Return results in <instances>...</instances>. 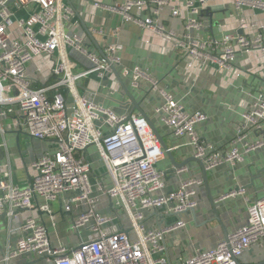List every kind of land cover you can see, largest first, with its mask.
<instances>
[{
  "label": "built area",
  "instance_id": "1",
  "mask_svg": "<svg viewBox=\"0 0 264 264\" xmlns=\"http://www.w3.org/2000/svg\"><path fill=\"white\" fill-rule=\"evenodd\" d=\"M228 6L238 15L237 30L241 34L223 33L216 38L205 33L204 13ZM92 7L138 27L147 36L145 47L154 49L148 36L156 38L161 47L155 44V52H176L198 63L200 71L215 65L219 71L230 72L238 54H264V0H123L108 7L95 2ZM165 9L170 18L181 21V36L160 21ZM21 11L27 12L26 18L17 16ZM255 12L260 22L255 20ZM73 15L65 0H0V133H4L1 122L11 118L10 126L23 130L28 138L56 144V150L32 163L35 176L26 188L15 186L9 168H1L0 215L12 219L17 212L32 210L33 200L38 199L41 203L36 210L46 214L55 228L50 204L62 201L66 213L77 211L71 229H86L89 236L74 249L53 245L46 225L31 215L21 224L9 226L8 233L16 235V241L13 246L7 245L0 263L38 255L50 264H238L252 247H264V195L248 201L244 187L235 183L218 202L237 198L247 202L245 225L208 250L176 261L168 258L165 239L185 227L178 218L180 214L197 209L196 187L202 182L189 179L178 189L159 195L168 173L157 165L166 152L150 121L141 115H119L102 107L89 88L83 94L78 92L77 83L92 75L99 80L107 76L114 80L113 71L121 64L123 47L118 43V30L113 29L109 32L113 41L100 56L90 53L79 37L65 32ZM97 33L104 36L102 27ZM67 48L84 56L90 69L75 73L77 65L68 59ZM38 59L49 66L53 81L34 89L27 67ZM128 75L134 89H139L141 82L148 85L150 95L159 101L153 107L157 121L173 138L187 140L191 156L203 163L205 172L220 167L233 170L242 163L243 155L264 147V140L249 142L251 135L264 133V90L245 107L235 126L232 146L222 154L196 132V126L204 123L207 115L188 112L185 104L152 76L149 67L135 65L124 72ZM91 146L104 168L107 185L91 183L90 165L84 158ZM1 148L6 145L0 143ZM95 190L100 196L93 194ZM104 198L125 213L129 231L116 229L112 217L100 212ZM162 208L178 219L172 224L156 222L145 228L144 213Z\"/></svg>",
  "mask_w": 264,
  "mask_h": 264
},
{
  "label": "crops",
  "instance_id": "2",
  "mask_svg": "<svg viewBox=\"0 0 264 264\" xmlns=\"http://www.w3.org/2000/svg\"><path fill=\"white\" fill-rule=\"evenodd\" d=\"M115 1L123 0H65L74 12L72 19L65 27L67 35H76L82 40L87 51L100 56L102 49L113 41L109 32L117 29L118 43L123 47L119 55L121 64L116 68L117 76L114 75V80L108 76L99 80L92 75L77 83L78 92L83 94L89 88L95 93V102L102 107L110 108L119 115L134 113L142 116L143 114L129 103L125 89L131 92L140 109L157 129L175 163H182L192 157L187 140L173 138L157 121L153 114V107L158 105L159 101L150 95L148 85L141 82V91H139L132 87L130 76H124V72L129 71L135 65L149 67L152 76L163 85L167 92L176 95L177 99L185 104L188 112L200 111L207 115L208 119L196 126V132L213 144L218 152L227 153L235 136V126L240 121L245 107L254 96L264 90V54L257 52L238 54L231 63L230 72L219 71L215 65H208L203 71H200L198 63L188 61L176 52L171 51L164 55L155 52V44L161 47L156 38L148 36V41H151L154 49L145 47L143 42L147 36L142 35V31L138 27L122 23L118 16L107 11L95 10L92 7L95 2L108 7ZM210 13H212L211 17L208 13H204L203 16L205 33L220 38L223 33L240 32L237 30L238 15L231 6L212 8ZM254 15L255 20L260 22L259 13L255 12ZM17 16L26 18L27 12H18ZM160 21L175 31L178 36L183 34L181 21L170 18L168 9L161 13ZM101 27L104 36L97 33ZM66 53L68 59L77 65L75 73L90 69L91 65L84 56L71 48H67ZM27 77L34 89L49 85L53 81L50 78V68L43 59H38L36 63L28 65ZM49 94L51 95L52 92ZM7 120L1 122L4 133H0V143H4L6 148L0 149V174L2 167H8L12 183L19 188H26L32 183L35 176V172L31 168L32 163L44 153L56 150V144L51 141L30 139L23 130L20 131L18 128L10 126L11 118ZM98 125L101 126V123ZM263 140L264 133L249 137L250 143ZM89 148L84 152L87 162L86 152ZM88 163L91 183L100 181L107 185L108 182L101 163L98 161L102 176L97 179L93 175V163ZM157 167L168 173L165 178V188L159 195H166L178 189L183 182L189 179L196 178L202 182L200 186L196 187L197 209L194 212L180 214L178 218L185 223V227L165 239L167 256L171 261L190 257L198 251L208 250L219 241L224 240V231L229 235L245 225L247 202L240 198L218 202L220 195L228 193L230 189L234 188L235 183L244 187L248 201H253L264 195V147L243 155L242 163L233 170L220 167L212 172H206L208 189H206L202 172L196 163L189 162L183 168L173 170L174 167L166 156ZM179 170L183 171L178 173ZM93 194L100 196L96 190ZM211 201L216 206L218 218L224 228L214 216ZM33 203L34 208L30 211L17 212L12 219L8 217H5L4 220L0 219V259L7 245L13 246L16 241V235L8 233L9 226L21 224L31 215L46 225L49 235L53 236L56 244H61L68 249L78 247L80 242H84L88 238L89 234L86 229L75 232L70 228L72 232V242L70 243L73 244L71 247L64 244L59 227L65 223L71 225L77 211L66 213L64 211L65 204L62 201L50 204L56 222V227L53 228L48 216L36 210L41 201L34 199ZM166 208L151 214L145 212L143 226L146 228L156 222L162 225L175 222L178 218L175 215L166 214ZM100 212L112 217L116 229L123 231L131 229L125 213L121 210L117 211L106 198L102 199ZM44 261L46 264H50L42 256L27 255L17 258L9 264H42ZM238 262L240 264L264 263V247H252L241 256Z\"/></svg>",
  "mask_w": 264,
  "mask_h": 264
},
{
  "label": "water",
  "instance_id": "3",
  "mask_svg": "<svg viewBox=\"0 0 264 264\" xmlns=\"http://www.w3.org/2000/svg\"><path fill=\"white\" fill-rule=\"evenodd\" d=\"M205 13H208L210 14V17L212 16V13H210L208 10L205 12ZM239 34H241V32H239ZM113 73L117 76V71L114 69ZM123 88H124V85H123ZM125 89V88H124ZM139 91H141V88L138 89ZM125 93L129 99V103L134 106L136 108L137 111H139L140 113H142L143 117H145V119L148 120L147 116L143 113V111L140 109L137 101L133 98V95L131 92L127 91L125 89ZM149 122V120H148ZM150 126L153 130V133L157 136V138L159 139L160 143H161V146L163 148V150L166 152V156L168 158V160L170 161L171 165L175 168V169H180V168H183L186 164H188L189 162H193V163H196L198 165V167L200 168L201 172H202V177H203V180H204V183H205V186H206V189H208V184H207V176H206V172H205V168H204V165L203 163L198 160V159H195L193 157H190L189 159H187L186 161H183L182 163H175V161L173 160V156L171 154V152L168 150L167 146L165 145V143H163L161 137L159 136L156 128L154 127V125L152 123H150ZM19 135V134H17ZM18 139V138H17ZM211 206H212V210H213V213H214V216L216 217V220L221 224V221L220 219L218 218V213H217V210H216V206L214 205V203L211 201ZM5 218V214H1L0 215V219L1 220H4ZM221 226L223 227V225L221 224ZM224 228V227H223ZM228 237V234L224 231V240H226ZM238 264H240L238 262ZM258 264V263H257ZM259 264H264V263H259Z\"/></svg>",
  "mask_w": 264,
  "mask_h": 264
},
{
  "label": "rangeland",
  "instance_id": "4",
  "mask_svg": "<svg viewBox=\"0 0 264 264\" xmlns=\"http://www.w3.org/2000/svg\"><path fill=\"white\" fill-rule=\"evenodd\" d=\"M30 71H31V69H30ZM29 71V72H30ZM9 120V119H8ZM7 120V121H8ZM47 148H50V147H47ZM86 156H87V158H88V162H91V163H93V165H94V171H93V175L95 176V178L97 179V178H99V177H101L102 176V172H101V170H100V168H99V164H98V159H97V156H96V154H95V150H94V148L92 147V148H89L88 150H87V152H86ZM72 227V224L71 225H69V224H67V223H65V224H61V227H59V231H60V234H61V239H62V242L64 243V244H67V245H70V247L72 246V244L73 243H70V242H72V240H71V238H72V232H71V230H70V228ZM79 231H82V229H80ZM50 238H51V241L53 242V245H57L55 242H54V238H53V236H51L50 235ZM86 240H87V238H86ZM85 240V241H86ZM42 264H46V262L44 261V262H42Z\"/></svg>",
  "mask_w": 264,
  "mask_h": 264
}]
</instances>
